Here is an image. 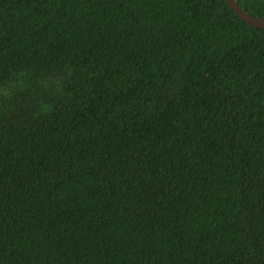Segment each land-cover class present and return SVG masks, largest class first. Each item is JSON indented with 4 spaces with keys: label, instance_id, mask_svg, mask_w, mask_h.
<instances>
[{
    "label": "trees",
    "instance_id": "trees-1",
    "mask_svg": "<svg viewBox=\"0 0 264 264\" xmlns=\"http://www.w3.org/2000/svg\"><path fill=\"white\" fill-rule=\"evenodd\" d=\"M0 264H264V28L0 0Z\"/></svg>",
    "mask_w": 264,
    "mask_h": 264
},
{
    "label": "water",
    "instance_id": "water-1",
    "mask_svg": "<svg viewBox=\"0 0 264 264\" xmlns=\"http://www.w3.org/2000/svg\"><path fill=\"white\" fill-rule=\"evenodd\" d=\"M230 7L235 11V13L244 21L252 26L264 28V17H258L251 15L245 11L236 0H226Z\"/></svg>",
    "mask_w": 264,
    "mask_h": 264
}]
</instances>
